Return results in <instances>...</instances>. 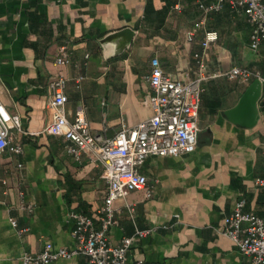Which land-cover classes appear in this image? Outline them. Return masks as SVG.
<instances>
[{"label": "crops", "instance_id": "0c3cea01", "mask_svg": "<svg viewBox=\"0 0 264 264\" xmlns=\"http://www.w3.org/2000/svg\"><path fill=\"white\" fill-rule=\"evenodd\" d=\"M201 19L196 0H0V103L19 119L20 131L11 136L23 151L0 152V178L7 181L0 184V264H22L23 254H38L46 243L73 250L69 213L97 221L106 197L102 166L88 154L75 160L62 138L42 133L52 117L47 108L51 80L66 79L69 119L82 107L91 131L112 137L122 124L135 126L152 116L150 59L157 58L177 80H190L196 70L193 54L201 52L206 31L218 35L205 53L208 74L237 67L264 76V42L256 52L250 50L251 28L243 16L225 8L209 15L203 26ZM124 28L133 31L132 42L113 57L100 41ZM190 31L195 32L192 43L187 42ZM61 47L70 53L67 66L54 63ZM252 82L207 80L195 151L147 158L139 170L146 186L113 203L117 225L108 231L111 245L136 231H150L134 241L129 262L253 264L220 232L224 217L240 201L243 213L264 217V186L256 184L264 178V86L253 125L229 114ZM27 205L32 212L23 208ZM127 205L133 206L132 217ZM11 218L27 231L18 235ZM52 264L89 263L76 255Z\"/></svg>", "mask_w": 264, "mask_h": 264}, {"label": "built area", "instance_id": "2783aa9c", "mask_svg": "<svg viewBox=\"0 0 264 264\" xmlns=\"http://www.w3.org/2000/svg\"><path fill=\"white\" fill-rule=\"evenodd\" d=\"M196 4L202 14L199 25L203 26L209 15L227 8L231 13L243 16L250 26V50L256 52L264 42L263 0H212L209 4L196 0ZM174 9L179 10L180 5L176 4ZM194 36L195 32L190 31L187 42L192 43ZM217 40L216 32H204V38L199 43L201 52L193 54L195 75L187 81L177 80L161 68L157 58H151L150 72L146 79L152 116L135 126L122 124L112 137L93 133L82 107H78L69 119L65 110L66 79L58 76L49 82L51 95L47 108L52 112V117L42 133L62 138L67 143L65 152L75 160L79 161L83 154H88L91 160L99 163L103 168L107 192L98 210L97 221L82 213H69V219L74 224L73 250L54 248L52 244L46 243L38 254H23L22 264H52L76 255L86 257L89 264H144L143 261L129 262L128 253L134 241L146 237L150 231H136L131 237H123L116 245L109 243L108 231L117 225L113 203L123 199L127 192L146 186L147 179L139 170L147 158L178 157L195 151L200 98L204 91L203 84L207 80L222 76L243 84L259 80L264 86V76L247 68L234 67L217 75L208 74L205 53ZM54 63L57 66L70 64V53L66 47L60 48ZM14 130L20 131L18 117L9 115L0 103V152L22 154V147L13 143L11 132ZM21 167V164L17 165V169ZM0 184L6 186L7 181L0 178ZM256 184L264 186V178L256 180ZM146 196L149 197L150 193L147 192ZM243 206V201L238 202L234 211L224 217L220 232L253 264H264V217L243 213ZM23 208L32 212L30 205ZM126 210L132 217L133 206L127 205ZM9 222L18 235L27 231L26 228L19 229L16 220L11 218Z\"/></svg>", "mask_w": 264, "mask_h": 264}, {"label": "water", "instance_id": "95a60500", "mask_svg": "<svg viewBox=\"0 0 264 264\" xmlns=\"http://www.w3.org/2000/svg\"><path fill=\"white\" fill-rule=\"evenodd\" d=\"M133 36L134 33L131 29L124 28L107 35L100 41V44L102 47L110 49L111 55L116 57L129 48ZM260 88L261 83L259 80H254L240 98L238 104L229 111L231 116L246 126L253 125L257 118L256 102L260 95Z\"/></svg>", "mask_w": 264, "mask_h": 264}, {"label": "trees", "instance_id": "16d2710c", "mask_svg": "<svg viewBox=\"0 0 264 264\" xmlns=\"http://www.w3.org/2000/svg\"><path fill=\"white\" fill-rule=\"evenodd\" d=\"M264 2V1H263ZM229 11V10H228ZM230 12V11H229ZM231 13V12H230Z\"/></svg>", "mask_w": 264, "mask_h": 264}]
</instances>
